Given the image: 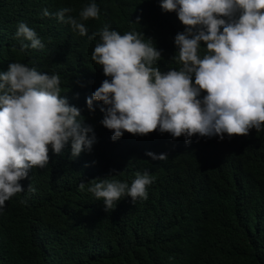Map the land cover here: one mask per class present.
I'll list each match as a JSON object with an SVG mask.
<instances>
[{"label": "trees", "instance_id": "obj_1", "mask_svg": "<svg viewBox=\"0 0 264 264\" xmlns=\"http://www.w3.org/2000/svg\"><path fill=\"white\" fill-rule=\"evenodd\" d=\"M92 2L100 15L83 21L85 36L56 17L71 7L78 18ZM19 22L36 31L43 49L20 50ZM105 25L122 35L142 31L163 50L155 66L179 67L170 58L185 26L175 12L161 10L160 0H0V71L20 62L58 74L61 95L82 110L96 135L91 152L75 158L70 145L60 155L49 146L48 166L20 181L25 191L0 211V264H264V131L223 140L197 134L187 144L184 136L158 130L125 132L113 141L100 123L102 102H94V113L86 107V97L107 78L91 59L99 36L88 38ZM148 152L168 158L154 160ZM145 171L155 178L147 200L125 196L110 213L87 191L94 178L130 185ZM30 182L35 193L27 192Z\"/></svg>", "mask_w": 264, "mask_h": 264}, {"label": "clouds", "instance_id": "obj_2", "mask_svg": "<svg viewBox=\"0 0 264 264\" xmlns=\"http://www.w3.org/2000/svg\"><path fill=\"white\" fill-rule=\"evenodd\" d=\"M160 7L175 12L185 26L174 37L177 51L170 58L178 68L162 72L155 66L163 50L142 31L122 35L105 25L88 37L99 36L91 59L107 78L86 97V107L94 113V102H102L100 123L112 132L111 139L125 132L145 136L158 130L174 139L184 136L187 144L197 134L223 140L225 134L231 138L246 136L253 128L264 131V0H160ZM73 11L62 8L56 17L87 35L83 21L99 18L98 5H85L78 18ZM43 15L51 14L45 9ZM15 37L22 52L45 47L24 22L18 23ZM61 93L58 74L20 62L0 71V211L25 191L20 181L31 169L48 166L49 146L60 155L70 145L73 158L91 152L96 142L93 126ZM146 154L154 160L168 158L165 153ZM93 180L87 191L110 213L125 196L133 203L147 200L155 178L145 171L137 172L130 185L114 178ZM78 188L83 191L85 182ZM36 191L30 182L27 192Z\"/></svg>", "mask_w": 264, "mask_h": 264}]
</instances>
